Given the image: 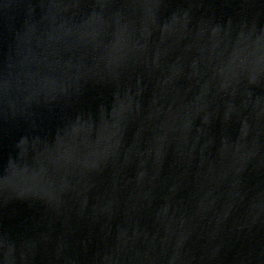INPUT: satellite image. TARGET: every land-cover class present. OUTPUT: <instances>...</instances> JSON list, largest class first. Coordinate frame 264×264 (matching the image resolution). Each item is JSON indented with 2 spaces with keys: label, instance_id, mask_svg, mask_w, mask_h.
<instances>
[{
  "label": "water",
  "instance_id": "95a60500",
  "mask_svg": "<svg viewBox=\"0 0 264 264\" xmlns=\"http://www.w3.org/2000/svg\"><path fill=\"white\" fill-rule=\"evenodd\" d=\"M0 264H264V0H0Z\"/></svg>",
  "mask_w": 264,
  "mask_h": 264
}]
</instances>
